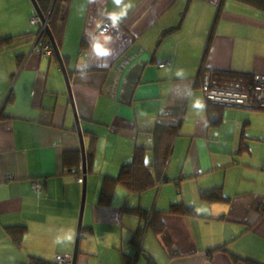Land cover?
<instances>
[{
    "label": "crops",
    "instance_id": "1",
    "mask_svg": "<svg viewBox=\"0 0 264 264\" xmlns=\"http://www.w3.org/2000/svg\"><path fill=\"white\" fill-rule=\"evenodd\" d=\"M1 4L0 35L35 36L0 52V264L74 257L84 176L76 264H128L127 256L131 264L263 261L264 109L209 108L200 72L264 74V10L242 0H191L183 18L187 0H70L59 48L71 99L60 63L38 44L32 1ZM108 18L120 30L103 37L99 28ZM77 120L86 174L83 162L78 172L64 173V151L82 155ZM159 123L179 126L169 180L143 192L118 186L111 205H100L104 176L117 175L138 148L155 162ZM90 133L97 136L92 161ZM214 187L229 201L201 198V189ZM176 203L197 214L167 213ZM141 207L164 212L162 231L132 210ZM16 225L26 227L21 245L8 230ZM220 245L241 258L207 254Z\"/></svg>",
    "mask_w": 264,
    "mask_h": 264
},
{
    "label": "trees",
    "instance_id": "2",
    "mask_svg": "<svg viewBox=\"0 0 264 264\" xmlns=\"http://www.w3.org/2000/svg\"><path fill=\"white\" fill-rule=\"evenodd\" d=\"M42 12L44 15L49 17V28L56 39L58 45L62 43L64 32L66 30V20L69 12L70 0H37ZM245 1L252 6H255L259 9L264 10V0H242ZM191 2V0H187V4L185 10L182 12V17L187 10V6ZM35 8V7H34ZM36 10V9H35ZM38 14L34 15L37 16ZM33 17V18H34ZM183 18L177 26H173L168 28L163 32V36L166 34H170L176 29L179 28L181 23L183 22ZM35 23V22H33ZM116 23L119 26L118 31L120 30V24L118 21ZM39 26V33L42 32V23H36ZM38 35V34H37ZM34 34L23 33L16 36L12 35H0V52L5 49H10L20 42H24L29 40L31 37H34ZM40 48L48 47L52 49L50 53L54 60H57V56L52 47V42L49 35L46 31L42 32L39 37ZM82 47H86L85 43L82 44ZM46 51V50H45ZM68 59V57H66ZM65 61V57H64ZM59 62V61H58ZM163 62L160 63V65ZM165 65V63H163ZM99 68H93L92 70H96ZM74 72H78L75 70ZM210 75L214 81L215 86H225L230 85L234 79L243 78L245 81L251 82L255 74H248L236 71H225V70H217V69H201L200 77H201V87L203 84V78L205 75ZM203 91V88H202ZM204 93V91H203ZM205 95V94H204ZM206 98V97H205ZM207 99V98H206ZM208 107H220L222 106L213 105L209 100ZM177 125L173 124H162L159 123L155 127V143L154 150L156 152L155 162L153 164L148 163L144 158V149L138 148V152L135 158L122 166L120 172L117 175H105L102 182V187L100 190V195L98 199V203L100 205H111L116 189L118 186H124L129 191L133 192H143L151 187L157 186L161 181L165 182L169 180V177L166 173L169 159L172 153V149L174 146L175 137L178 134ZM90 144L87 150V158L92 161V158L95 154V149L97 146V136L94 133H90ZM63 167L64 173H76L82 169V155L80 150H67L63 153ZM200 196L203 200L209 202H228L229 198L224 194L223 188L214 187L211 189H201ZM126 209V206H124ZM129 209V207H127ZM134 213L139 214L144 220L147 222L150 220V227L156 231H162L163 227H165V222L163 219L164 212L154 210L152 213L149 210H145L144 208H133ZM167 213H178L183 215H196L195 207L184 204V203H176L173 204L170 211ZM26 227L22 225H16L8 228L11 233L14 241L18 244H22V236L25 232ZM143 227H139L134 234V240L136 244L140 242V236L142 235ZM216 251H226L229 252L233 258L234 262H237L241 257L230 252L226 245H220L213 248H209L207 250V254L212 257L213 253ZM128 264H131V257L127 256ZM248 264H264L263 261H258L256 259L247 257L243 258ZM29 264H59L56 260H48L38 257H31Z\"/></svg>",
    "mask_w": 264,
    "mask_h": 264
},
{
    "label": "built area",
    "instance_id": "3",
    "mask_svg": "<svg viewBox=\"0 0 264 264\" xmlns=\"http://www.w3.org/2000/svg\"><path fill=\"white\" fill-rule=\"evenodd\" d=\"M35 23H42V31L45 29V23L37 15L33 19ZM119 29L114 19H105L100 27L99 33L103 37H110ZM48 53L52 49L46 47ZM160 66H164L162 63ZM230 85L215 86L212 77L208 74L203 78L202 88L207 100L213 105L235 106L248 109H264V74H255L251 82L245 79H234ZM36 189H41L39 182L35 183ZM56 261L59 264H73V256L58 255Z\"/></svg>",
    "mask_w": 264,
    "mask_h": 264
},
{
    "label": "water",
    "instance_id": "4",
    "mask_svg": "<svg viewBox=\"0 0 264 264\" xmlns=\"http://www.w3.org/2000/svg\"><path fill=\"white\" fill-rule=\"evenodd\" d=\"M35 9H36V12L37 14L41 17V20L43 23H47L49 17L45 16L44 13L42 12L41 8H40V5L38 3L37 0H31ZM43 32V31H42ZM42 32L40 33V35L42 34ZM46 33L49 35L50 39H51V42H52V47L55 51V54L57 56V59L60 63V67L62 69V72L64 74V77H65V80H66V83H67V86H68V91H69V95H70V98L72 99V94H71V88H70V79H69V75H68V72H67V68H66V63L64 61V57L62 56L61 54V51H60V48H59V45L58 43L56 42V39L54 38L49 26L47 25V28H46ZM72 106L74 108V102L72 100ZM77 128H78V132H79V135H80V139H81V151H82V162H83V171H84V174H86L87 172V162H86V150H85V143H84V136H83V131H82V127L79 123V121L77 120ZM85 192H86V176H84L83 178V193H84V196H83V201H82V205H81V211H80V221H79V229H78V235H77V239H76V246H75V251H74V257H73V264H76V259H77V255H78V244H79V240H80V236H81V227H82V218H83V210H84V198H85Z\"/></svg>",
    "mask_w": 264,
    "mask_h": 264
},
{
    "label": "rangeland",
    "instance_id": "5",
    "mask_svg": "<svg viewBox=\"0 0 264 264\" xmlns=\"http://www.w3.org/2000/svg\"><path fill=\"white\" fill-rule=\"evenodd\" d=\"M4 10H3V4H1L0 5V16H2V15H5V12H3ZM36 10L34 9L33 10V12H34V15H36L37 14V12H35ZM39 16V15H38ZM40 17V16H39ZM41 18V17H40ZM46 26H45V29H44V32L46 31V28H47V25L49 26V23L47 22L46 24H45ZM101 27V26H100ZM99 30H100V28H99ZM8 33L9 34H13L12 33V31H8ZM7 36V35H6ZM263 262H264V259H263Z\"/></svg>",
    "mask_w": 264,
    "mask_h": 264
},
{
    "label": "flooded vegetation",
    "instance_id": "6",
    "mask_svg": "<svg viewBox=\"0 0 264 264\" xmlns=\"http://www.w3.org/2000/svg\"><path fill=\"white\" fill-rule=\"evenodd\" d=\"M48 21H49V20H48ZM48 21H47V22H48Z\"/></svg>",
    "mask_w": 264,
    "mask_h": 264
}]
</instances>
